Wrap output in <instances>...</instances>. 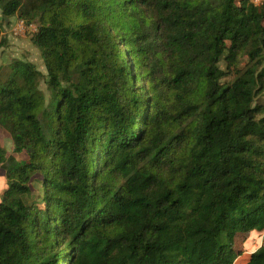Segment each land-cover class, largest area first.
<instances>
[{
    "label": "trees",
    "instance_id": "obj_1",
    "mask_svg": "<svg viewBox=\"0 0 264 264\" xmlns=\"http://www.w3.org/2000/svg\"><path fill=\"white\" fill-rule=\"evenodd\" d=\"M0 11V48L13 17L36 23L47 71L0 66L22 157L0 143V264H240L239 237L264 232V0Z\"/></svg>",
    "mask_w": 264,
    "mask_h": 264
},
{
    "label": "rangeland",
    "instance_id": "obj_2",
    "mask_svg": "<svg viewBox=\"0 0 264 264\" xmlns=\"http://www.w3.org/2000/svg\"><path fill=\"white\" fill-rule=\"evenodd\" d=\"M258 4L262 3V0H256ZM1 14V11H0ZM18 17H13L11 24L4 25L2 31V38L4 39V45L0 48V66L7 64L16 59H26L34 62L36 66L43 72H46L44 61L41 56L40 50L33 44L32 36L35 33L36 26L32 25L26 27L24 30H20ZM245 63H243L244 65ZM46 75L41 81V89H46ZM48 93V92H47ZM0 143L6 147L8 155H15L17 158H22L14 151L13 138L0 126ZM8 180L6 171L0 167V201L3 197V193L7 189ZM264 243V232H254L251 235H244L237 240V248L243 253V259L240 264L246 262V258L258 249Z\"/></svg>",
    "mask_w": 264,
    "mask_h": 264
},
{
    "label": "built area",
    "instance_id": "obj_3",
    "mask_svg": "<svg viewBox=\"0 0 264 264\" xmlns=\"http://www.w3.org/2000/svg\"><path fill=\"white\" fill-rule=\"evenodd\" d=\"M32 25H35L36 26V31H37V24L36 23H27L25 20H20V23H19V28H20V30H24L26 27H30V26H32ZM35 31V32H36Z\"/></svg>",
    "mask_w": 264,
    "mask_h": 264
}]
</instances>
